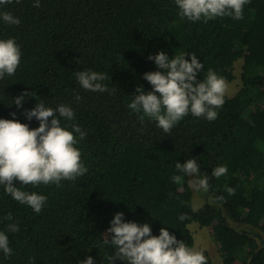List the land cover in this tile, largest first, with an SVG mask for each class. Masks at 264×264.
Listing matches in <instances>:
<instances>
[{
  "label": "trees",
  "instance_id": "1",
  "mask_svg": "<svg viewBox=\"0 0 264 264\" xmlns=\"http://www.w3.org/2000/svg\"><path fill=\"white\" fill-rule=\"evenodd\" d=\"M0 11L19 18V25L0 21V40L14 39L21 52L15 74L0 79V119H15L31 130L39 121L24 113L37 103L70 107L72 120L57 118L66 130L78 125L86 133L83 140L74 135L88 169L60 187L14 181L22 191L47 197L39 214L0 185V231L12 249L8 257L0 252V264H79L88 256L95 264H109L115 248L104 243L105 233L117 212L123 222L148 223L153 236L163 227L189 248L194 245L189 224L196 222L217 242L221 264H264V0H250L238 21L182 19L175 0H40L39 7L21 0ZM160 51L169 58L194 54L203 65L197 81L209 69L232 81L234 64L242 60L240 86L224 95L215 120L189 113L164 133L128 108L138 86L152 91L143 74L159 70L148 57ZM82 70L108 75L102 81L108 91L84 90L76 79ZM24 92L17 108L13 99ZM190 158L209 176L210 199L197 209L191 177L175 168ZM221 165L227 173L212 177ZM177 175L181 179L174 183ZM226 187L235 194L228 195ZM181 214L187 219L181 221ZM10 223L19 231L9 232ZM201 252L211 264L209 251Z\"/></svg>",
  "mask_w": 264,
  "mask_h": 264
},
{
  "label": "clouds",
  "instance_id": "2",
  "mask_svg": "<svg viewBox=\"0 0 264 264\" xmlns=\"http://www.w3.org/2000/svg\"><path fill=\"white\" fill-rule=\"evenodd\" d=\"M21 0H0V6L9 5ZM250 0H175L179 9L178 15L189 21L207 22L217 17H232L234 20L243 18L244 6ZM33 6L39 7L40 0H33ZM0 21L7 25H19L20 20L9 11H0ZM190 57L185 59V56ZM21 52L12 38L0 40V79L5 75L15 74L20 64ZM158 71L143 74L152 87L145 93L138 86L136 95L128 108L133 112H142L141 121L145 117L156 122V126L169 133L171 129L185 116L191 113L194 117H204L208 121L217 118L218 109L224 104L227 89L223 77H219L212 69L208 70L204 81H197V73L203 65L191 53H181L169 58L163 51L155 56H149ZM76 79L86 91L104 92L109 87L102 81L109 80L105 73L91 70L76 72ZM28 92L13 99L17 108ZM79 97H77V100ZM13 117L15 113H10ZM25 118L39 121V126L29 129L27 124L15 119H0V185L4 186L6 194L29 206L34 213L39 214L47 197L35 192L22 191L13 186L14 181L20 185L38 186L40 184H55L61 186V181H74L84 175L88 169L81 162V152L75 145L86 137V133L78 126L71 125L72 130L61 126L57 116L70 121L74 111L66 106L56 108L46 107L42 102L37 103L31 110H26ZM178 172L190 179L193 189L207 193L210 189L209 176L200 174V166L196 159H187L183 164L175 163ZM227 166L221 165L212 169L211 176L219 179L227 173ZM180 176H173L172 181L179 182ZM228 195L235 194V188L226 187ZM217 199L223 200L224 197ZM6 219L12 220L11 214ZM181 221L187 219L185 214L179 216ZM9 232L19 231L15 223L7 225ZM111 237L110 239L108 237ZM105 244L114 246L115 252L107 257L109 264L117 259L127 264H207V259L201 251H196L178 241L165 228H160L159 235L153 236L148 223L138 225L135 222H123V213L117 212L110 221V227L105 233ZM0 252L5 257L12 255L8 236L0 231ZM79 264H95L88 256Z\"/></svg>",
  "mask_w": 264,
  "mask_h": 264
},
{
  "label": "rangeland",
  "instance_id": "3",
  "mask_svg": "<svg viewBox=\"0 0 264 264\" xmlns=\"http://www.w3.org/2000/svg\"><path fill=\"white\" fill-rule=\"evenodd\" d=\"M241 64H242V60L238 59L234 64L233 72L235 74V78L232 81L225 80L227 85L225 95L231 96L238 90L241 83L240 81ZM194 178H196V174H193V176L190 179H194ZM209 199L210 197L208 193H203L193 189L192 205L194 209L199 208L203 202ZM189 227L194 237V245L191 247V249L196 251H201L203 249H206L209 251V254L211 256V260H212L211 264H221L222 258L219 252L218 244L213 239L210 232L205 227L199 226L196 222H192L191 224H189ZM260 240L262 243H264L263 234H260Z\"/></svg>",
  "mask_w": 264,
  "mask_h": 264
}]
</instances>
